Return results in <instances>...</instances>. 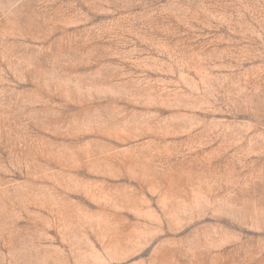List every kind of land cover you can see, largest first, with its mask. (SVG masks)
Segmentation results:
<instances>
[{"label": "rangeland", "instance_id": "rangeland-1", "mask_svg": "<svg viewBox=\"0 0 264 264\" xmlns=\"http://www.w3.org/2000/svg\"><path fill=\"white\" fill-rule=\"evenodd\" d=\"M0 264H264V0H0Z\"/></svg>", "mask_w": 264, "mask_h": 264}]
</instances>
